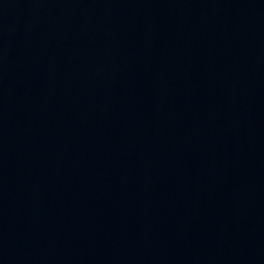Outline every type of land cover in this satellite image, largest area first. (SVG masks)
<instances>
[{"label":"water","instance_id":"95a60500","mask_svg":"<svg viewBox=\"0 0 264 264\" xmlns=\"http://www.w3.org/2000/svg\"><path fill=\"white\" fill-rule=\"evenodd\" d=\"M0 264H264V0H0Z\"/></svg>","mask_w":264,"mask_h":264}]
</instances>
